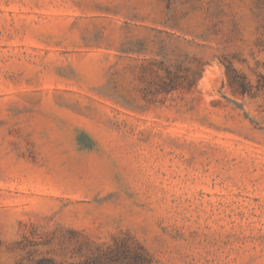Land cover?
<instances>
[{
  "label": "rangeland",
  "instance_id": "obj_1",
  "mask_svg": "<svg viewBox=\"0 0 264 264\" xmlns=\"http://www.w3.org/2000/svg\"><path fill=\"white\" fill-rule=\"evenodd\" d=\"M262 86L264 0H0V264H264Z\"/></svg>",
  "mask_w": 264,
  "mask_h": 264
},
{
  "label": "trees",
  "instance_id": "obj_2",
  "mask_svg": "<svg viewBox=\"0 0 264 264\" xmlns=\"http://www.w3.org/2000/svg\"><path fill=\"white\" fill-rule=\"evenodd\" d=\"M226 64L229 74L232 73L233 71L230 64L229 63ZM170 68H171L170 66L167 68V72L161 83L160 88L163 93L171 94L181 89L192 88L194 86L195 73H193V71L187 69L186 71H184L183 75H180V70L178 72L177 71L175 72ZM231 80L235 82L236 78L233 77L231 78ZM239 82H240L239 83L240 93L242 95H250L251 92L253 91V88L248 84L246 79L244 77L242 78L240 77ZM255 89L256 90L264 89V86L257 87Z\"/></svg>",
  "mask_w": 264,
  "mask_h": 264
}]
</instances>
